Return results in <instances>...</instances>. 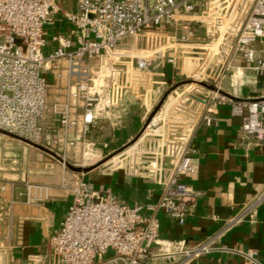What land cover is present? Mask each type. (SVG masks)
Masks as SVG:
<instances>
[{
	"label": "built area",
	"instance_id": "2783aa9c",
	"mask_svg": "<svg viewBox=\"0 0 264 264\" xmlns=\"http://www.w3.org/2000/svg\"><path fill=\"white\" fill-rule=\"evenodd\" d=\"M71 1L72 8L64 7L63 0H0V131L43 146L85 147L101 120L118 124L138 104L140 123L147 121L142 133L148 136L147 149L135 152L138 160L130 158L115 169L159 185V201L129 205L79 179L50 246L55 264H143L154 245L165 253L171 248L159 239L153 212L161 208L178 223L185 221L193 192L184 179L196 176L191 140L200 121L211 123L214 102L230 104L245 135L264 138V96L232 99L215 84L213 95L192 94L186 104L188 98L177 93L154 109L175 76L203 79L195 82L203 87L223 73L228 56L242 58L254 74L263 73L264 53L258 55L262 47L254 45L264 39V0ZM54 15L71 28L48 38L46 25ZM201 35L210 41L206 44L221 37L216 61L195 42ZM203 48L207 51H198ZM44 188L26 185V201L41 198L30 190ZM262 198L264 192L257 200ZM211 248L207 241L181 242L176 252L190 260ZM239 252L248 263L255 261V251ZM29 260L44 257L34 254Z\"/></svg>",
	"mask_w": 264,
	"mask_h": 264
},
{
	"label": "crops",
	"instance_id": "0c3cea01",
	"mask_svg": "<svg viewBox=\"0 0 264 264\" xmlns=\"http://www.w3.org/2000/svg\"><path fill=\"white\" fill-rule=\"evenodd\" d=\"M63 6L72 8V1L63 0ZM70 28V22L54 15L52 23L46 25V36L49 38L53 32L69 33ZM254 46L262 47L258 55L264 53V39ZM234 59L229 60L235 64L234 71L224 81L222 91L232 99L264 96V72L254 74L244 67L242 58ZM54 93V85H50L49 98ZM214 105L211 123L200 121L192 136L196 176L184 179L193 192L187 199L185 221L178 223L161 208L153 212L159 220V239L169 242L171 248L165 253L159 244L154 245L143 264H264V198L257 200L264 192V138L245 135L241 117L231 112L228 102L217 100ZM136 112L123 117L118 124L103 119L90 134L103 133L100 136L106 135L114 145L128 140L140 126V119L136 121L133 115ZM14 153L9 156L15 157ZM21 160L19 171L11 173L9 166L7 172H0V264H55L50 239L59 230L71 203V179L75 175L59 171L53 163L29 161L25 156ZM79 179L96 191L111 192L129 205L155 204L161 194L159 185L140 175L128 174L123 168L85 173ZM28 184L45 187L30 190L31 195L41 198L26 201ZM238 216L239 221L230 222ZM200 241L211 244L209 252L190 260L176 252L181 242L193 246ZM249 249L256 252L253 263H248L239 252ZM34 254L44 260L31 262L29 256ZM111 254L108 252L105 258Z\"/></svg>",
	"mask_w": 264,
	"mask_h": 264
},
{
	"label": "rangeland",
	"instance_id": "374dc122",
	"mask_svg": "<svg viewBox=\"0 0 264 264\" xmlns=\"http://www.w3.org/2000/svg\"><path fill=\"white\" fill-rule=\"evenodd\" d=\"M201 39L198 41H195L199 45H204L208 42H210L207 38H202V35L200 36ZM221 37L218 36L213 40V44L207 46V50L204 48L201 50H198L200 52H206L211 56L213 53H210L212 50L215 52L217 50V45L220 41ZM220 49V48H218ZM206 54V56H207ZM218 52L216 54L217 58ZM187 56V55H185ZM215 58V60H216ZM231 59V58H230ZM229 56L224 60L223 66V73H221L215 81L208 80L205 82L206 85H203L201 87L198 84H195L198 80L203 82L205 80L203 79H195V78H186L182 75H177L172 80L173 82L166 83V88L162 90L160 96L156 99V104L154 106L155 108H159L162 104L168 103V99H170L172 96H175V94L180 93L182 97L188 98L186 100V104H189L191 102L192 94L195 95H202V93L206 94L209 93L210 95H213V93L210 90H215L217 86L220 87L219 92L222 91L224 88V81H226L227 78L230 77V74L233 73L232 69L235 65L234 62H229ZM232 60H235L232 58ZM223 60H219L218 62L221 63ZM223 63V62H222ZM239 65H237L238 67ZM104 76L101 77V79L104 81L107 79L108 72H105L103 74ZM223 87V88H222ZM224 93V92H223ZM190 96V97H189ZM216 96V95H215ZM194 103V101H193ZM139 107L138 104L134 105V110L137 111V107ZM132 113V112H131ZM129 113V116L132 115ZM136 116L135 120L137 121L140 119V114H133ZM124 116V117H125ZM123 119V118H122ZM111 123L110 121H108ZM138 123V122H137ZM136 123V126H137ZM147 121L146 119L140 123L139 127H137V130L135 131L134 135L130 139H124L121 142L116 143V145L109 143L107 141V137L102 138L100 136L101 134H88V141L93 142L94 144H89L85 147H76L71 148L69 150H65L61 148L60 146H49L45 144L39 145V144H33L30 142H27L23 139H19L17 137H13L11 135H8L4 132L0 131V172L6 171L8 167V171L17 172L21 169L23 156H25L26 159L29 158V161H35V162H41V163H53L54 165L59 166L58 170L62 171L63 173L68 172L75 175V179H71L73 181V186L75 183L79 180V178L82 177L85 173H92V172H100V171H109L112 169H115V167H118L121 165L122 167L126 166L128 164V161L131 159L137 158L136 151H142L147 149L146 144V138L148 136L142 135V133L145 130V125ZM112 131V128H110ZM92 136V137H91ZM87 141V142H88ZM123 142V143H122ZM106 143V145H104ZM8 148V149H7ZM24 148L26 150H24ZM10 150V151H9ZM4 151L6 152V155H4ZM16 155L15 157H10L9 155L12 152ZM4 153V154H3ZM64 162H63V160ZM69 165L75 166L80 168L81 170H77L76 168H71ZM23 166V165H22ZM13 167V169H12ZM26 172H28L27 168L25 169ZM78 176V177H77Z\"/></svg>",
	"mask_w": 264,
	"mask_h": 264
},
{
	"label": "bare ground",
	"instance_id": "6f19581e",
	"mask_svg": "<svg viewBox=\"0 0 264 264\" xmlns=\"http://www.w3.org/2000/svg\"><path fill=\"white\" fill-rule=\"evenodd\" d=\"M238 20H236V22H235V24H234V30L236 31V29H237V26H238ZM211 44H213V43H209V44H204L203 45V47H205V48H207V46H209V45H211ZM217 52H218V50H215V52L212 50L210 53H213V59H215L216 57V54H217ZM219 54V53H218ZM217 58H218V55H217ZM217 58H216V60H217ZM215 60V61H216ZM104 73H102V74H100V77H103L104 75H103ZM101 82H102V79H101ZM196 84V83H195ZM145 101H146V103H147V100L145 99ZM201 102V101H200ZM148 105V104H147Z\"/></svg>",
	"mask_w": 264,
	"mask_h": 264
},
{
	"label": "water",
	"instance_id": "95a60500",
	"mask_svg": "<svg viewBox=\"0 0 264 264\" xmlns=\"http://www.w3.org/2000/svg\"><path fill=\"white\" fill-rule=\"evenodd\" d=\"M203 85H206L205 83H202ZM69 167H71V168H76L77 170H81L80 168H78V167H75V166H72V165H69Z\"/></svg>",
	"mask_w": 264,
	"mask_h": 264
}]
</instances>
